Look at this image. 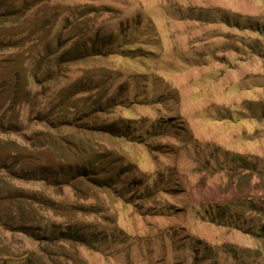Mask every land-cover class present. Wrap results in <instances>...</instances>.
I'll return each instance as SVG.
<instances>
[{
	"label": "rangeland",
	"instance_id": "1",
	"mask_svg": "<svg viewBox=\"0 0 264 264\" xmlns=\"http://www.w3.org/2000/svg\"><path fill=\"white\" fill-rule=\"evenodd\" d=\"M15 1L28 27L0 55L41 67L20 131L85 150L13 180L52 201L37 233L79 235L60 264H264V0Z\"/></svg>",
	"mask_w": 264,
	"mask_h": 264
},
{
	"label": "trees",
	"instance_id": "2",
	"mask_svg": "<svg viewBox=\"0 0 264 264\" xmlns=\"http://www.w3.org/2000/svg\"><path fill=\"white\" fill-rule=\"evenodd\" d=\"M26 4L19 6L15 0H0V52L16 47L18 40L13 37L28 27L26 12L29 5ZM21 55L18 51L0 55V227L24 233L38 240L39 245L36 249L20 252L0 241V264H60V258L73 262L76 257L71 256L58 242L81 240L79 235L65 230L58 234L37 233L34 225L48 221L47 213L54 208L52 201L20 191L13 183L15 178L23 176L47 178L50 168L42 156L49 150H59L61 153L72 150L75 156L85 152L82 144L76 143L73 148L68 138L52 135L48 128L36 131L30 137L20 131L25 129L19 124L21 110L33 106L39 96L33 86L41 72L40 66L37 69L27 67L18 57ZM45 121L43 118V127ZM13 133L20 134L25 141L12 137ZM59 162L64 163V158L61 157ZM37 167L40 171H37ZM88 167H94L92 161L84 160L83 166L76 165L74 176L89 177L97 183L108 180V177H101L103 175L91 177ZM25 168L29 170L24 171Z\"/></svg>",
	"mask_w": 264,
	"mask_h": 264
}]
</instances>
